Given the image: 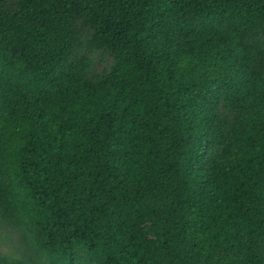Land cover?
Returning <instances> with one entry per match:
<instances>
[{
    "label": "trees",
    "instance_id": "trees-1",
    "mask_svg": "<svg viewBox=\"0 0 264 264\" xmlns=\"http://www.w3.org/2000/svg\"><path fill=\"white\" fill-rule=\"evenodd\" d=\"M2 1L0 264H264V0Z\"/></svg>",
    "mask_w": 264,
    "mask_h": 264
},
{
    "label": "rangeland",
    "instance_id": "rangeland-1",
    "mask_svg": "<svg viewBox=\"0 0 264 264\" xmlns=\"http://www.w3.org/2000/svg\"><path fill=\"white\" fill-rule=\"evenodd\" d=\"M19 0H3L2 5L5 10H14ZM77 25L81 27L80 38L77 42L76 54H85L93 60L92 66L88 70V75L93 79L101 78L104 73L111 70L114 59L111 51L104 47L98 48L91 43L92 28L83 24L82 18L77 20ZM223 114L231 115L230 110L220 107ZM144 232L152 237L150 222H144ZM28 250L24 239L23 229L19 222L4 212L0 206V252L23 257Z\"/></svg>",
    "mask_w": 264,
    "mask_h": 264
}]
</instances>
